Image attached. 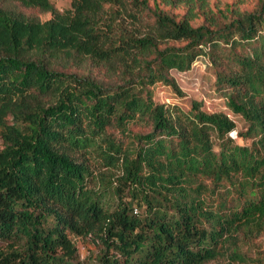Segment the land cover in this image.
I'll return each mask as SVG.
<instances>
[{"label": "trees", "instance_id": "trees-1", "mask_svg": "<svg viewBox=\"0 0 264 264\" xmlns=\"http://www.w3.org/2000/svg\"><path fill=\"white\" fill-rule=\"evenodd\" d=\"M259 1L0 0V264H264ZM201 57L245 130L155 101Z\"/></svg>", "mask_w": 264, "mask_h": 264}, {"label": "rangeland", "instance_id": "rangeland-1", "mask_svg": "<svg viewBox=\"0 0 264 264\" xmlns=\"http://www.w3.org/2000/svg\"><path fill=\"white\" fill-rule=\"evenodd\" d=\"M213 7H219L225 9L227 6L232 4L240 3L242 9L253 10L256 8L260 1L259 0H210ZM56 8L65 11L71 8V0H52ZM153 3V0H151ZM39 15V13H36ZM42 20H47L50 15H41ZM91 69V68H90ZM205 66L203 60L197 62V67L185 75H174L179 86L183 91V95L180 96L173 91L171 87L168 86H158L154 91V99L157 103H166L169 105H177L184 111H188L191 108L193 101H199L202 103V108L208 113L222 112L228 115L237 125L238 131L246 129V123L243 118L236 115L230 111L226 105V100L215 90L213 86L214 73L212 68L204 70ZM72 72H79L87 74L89 71L78 70L73 68ZM93 75L99 78H105V74L99 69H91ZM234 137L236 133H233ZM78 248L80 251L81 258L94 257L97 247L89 242L78 243ZM245 250L247 253L258 259L264 256V233L253 240L251 243L246 245ZM211 264H227V261L222 259L219 262H214Z\"/></svg>", "mask_w": 264, "mask_h": 264}, {"label": "built area", "instance_id": "built-area-1", "mask_svg": "<svg viewBox=\"0 0 264 264\" xmlns=\"http://www.w3.org/2000/svg\"><path fill=\"white\" fill-rule=\"evenodd\" d=\"M200 59L203 60L204 66H206L205 58H204V57H201ZM200 59H198V60L195 62V64H194V69L197 67V62L200 61ZM194 69H193V70H194ZM185 74H189V73H185ZM185 74H181V75H185Z\"/></svg>", "mask_w": 264, "mask_h": 264}, {"label": "water", "instance_id": "water-1", "mask_svg": "<svg viewBox=\"0 0 264 264\" xmlns=\"http://www.w3.org/2000/svg\"><path fill=\"white\" fill-rule=\"evenodd\" d=\"M234 136V135H233Z\"/></svg>", "mask_w": 264, "mask_h": 264}]
</instances>
